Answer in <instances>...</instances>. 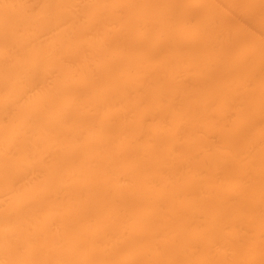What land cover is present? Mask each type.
Masks as SVG:
<instances>
[{"label":"bare ground","instance_id":"obj_1","mask_svg":"<svg viewBox=\"0 0 264 264\" xmlns=\"http://www.w3.org/2000/svg\"><path fill=\"white\" fill-rule=\"evenodd\" d=\"M0 264H264V0H0Z\"/></svg>","mask_w":264,"mask_h":264}]
</instances>
